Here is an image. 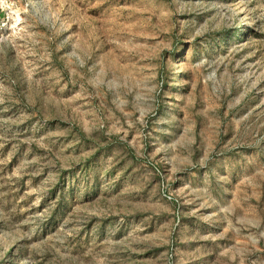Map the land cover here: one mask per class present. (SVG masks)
Wrapping results in <instances>:
<instances>
[{"label": "rangeland", "instance_id": "rangeland-1", "mask_svg": "<svg viewBox=\"0 0 264 264\" xmlns=\"http://www.w3.org/2000/svg\"><path fill=\"white\" fill-rule=\"evenodd\" d=\"M0 264H264V0H0Z\"/></svg>", "mask_w": 264, "mask_h": 264}]
</instances>
